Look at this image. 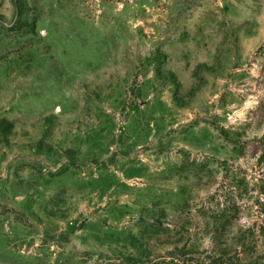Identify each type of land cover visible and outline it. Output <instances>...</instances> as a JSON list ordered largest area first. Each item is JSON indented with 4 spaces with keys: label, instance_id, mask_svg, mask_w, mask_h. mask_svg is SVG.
Returning a JSON list of instances; mask_svg holds the SVG:
<instances>
[{
    "label": "rangeland",
    "instance_id": "rangeland-1",
    "mask_svg": "<svg viewBox=\"0 0 264 264\" xmlns=\"http://www.w3.org/2000/svg\"><path fill=\"white\" fill-rule=\"evenodd\" d=\"M0 264H264V0H0Z\"/></svg>",
    "mask_w": 264,
    "mask_h": 264
}]
</instances>
